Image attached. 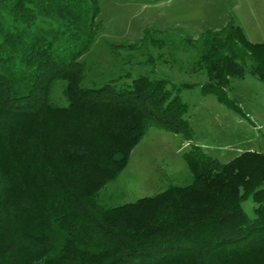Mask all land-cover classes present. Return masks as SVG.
Instances as JSON below:
<instances>
[{"label": "trees", "instance_id": "16d2710c", "mask_svg": "<svg viewBox=\"0 0 264 264\" xmlns=\"http://www.w3.org/2000/svg\"><path fill=\"white\" fill-rule=\"evenodd\" d=\"M100 12L101 0H0V264H264V152L226 163L207 154L179 93L198 86L245 115L229 91L248 72L264 82V42L233 20L178 40L146 29L112 47L183 44L206 81L87 86ZM147 62L155 67L152 54ZM58 81L64 106L52 99ZM151 127L189 142L192 180L115 204L108 185ZM250 197L254 218L243 208Z\"/></svg>", "mask_w": 264, "mask_h": 264}, {"label": "rangeland", "instance_id": "374dc122", "mask_svg": "<svg viewBox=\"0 0 264 264\" xmlns=\"http://www.w3.org/2000/svg\"><path fill=\"white\" fill-rule=\"evenodd\" d=\"M98 19L100 30L85 57L83 85L87 86L112 79L125 86L139 75L165 77L177 84L206 81L205 75L192 72L198 55L183 44L172 41L161 48L146 45L132 51L112 47V43L141 38L146 29L160 31L159 38L168 33L178 40L182 35L197 38L206 29H221L233 20L250 41L264 42V0H101ZM149 54L155 58V67L147 62ZM179 93L190 105L187 118L194 142L207 154L226 163L244 151L264 152V82L249 72L243 79L232 80L229 95L238 100L245 115L220 103L213 94L203 95L198 86L181 88ZM52 99L57 105H67L62 81L55 84ZM189 148L180 134L151 127L119 178L108 185L109 192L115 193L113 203L134 202L171 185L188 184L192 174L183 154ZM256 205L252 197L243 203L251 218Z\"/></svg>", "mask_w": 264, "mask_h": 264}]
</instances>
